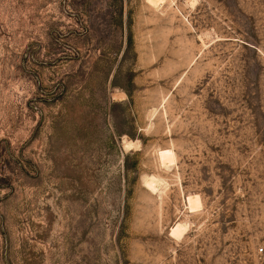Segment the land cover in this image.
I'll return each instance as SVG.
<instances>
[{"label": "rangeland", "instance_id": "obj_1", "mask_svg": "<svg viewBox=\"0 0 264 264\" xmlns=\"http://www.w3.org/2000/svg\"><path fill=\"white\" fill-rule=\"evenodd\" d=\"M0 264H264V0H0Z\"/></svg>", "mask_w": 264, "mask_h": 264}, {"label": "bare ground", "instance_id": "obj_2", "mask_svg": "<svg viewBox=\"0 0 264 264\" xmlns=\"http://www.w3.org/2000/svg\"><path fill=\"white\" fill-rule=\"evenodd\" d=\"M173 155H174V152L171 151L170 149H161L160 150V158L163 162H171L174 158H173ZM173 162V161H172ZM166 165V163H164ZM169 165V164H168ZM167 165V166H168ZM153 179V178H152ZM155 180V179H154ZM154 180H149L148 181V184L149 186L152 188L155 186V182ZM157 181L159 182V180L157 179ZM158 184V183H156ZM157 187V186H155ZM154 187V188H155ZM188 201L190 203V207H197L198 204L200 203L199 201V198L197 196H189L188 197ZM200 205V204H199ZM183 224L181 222L177 223V225L172 229V232L174 234H178L182 229H183Z\"/></svg>", "mask_w": 264, "mask_h": 264}, {"label": "built area", "instance_id": "obj_3", "mask_svg": "<svg viewBox=\"0 0 264 264\" xmlns=\"http://www.w3.org/2000/svg\"><path fill=\"white\" fill-rule=\"evenodd\" d=\"M258 249H259V250H262V247H259Z\"/></svg>", "mask_w": 264, "mask_h": 264}]
</instances>
